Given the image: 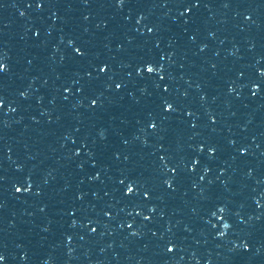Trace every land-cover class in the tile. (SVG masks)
Wrapping results in <instances>:
<instances>
[{"label":"snow or ice","instance_id":"snow-or-ice-1","mask_svg":"<svg viewBox=\"0 0 264 264\" xmlns=\"http://www.w3.org/2000/svg\"><path fill=\"white\" fill-rule=\"evenodd\" d=\"M148 71H150V72H151V71H152V69H151V68H149V69H148ZM18 191H19V189H18Z\"/></svg>","mask_w":264,"mask_h":264}]
</instances>
